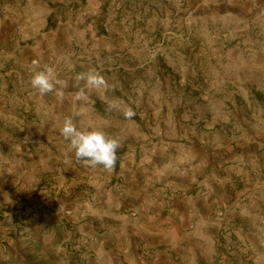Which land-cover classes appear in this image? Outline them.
<instances>
[{
  "label": "rangeland",
  "instance_id": "374dc122",
  "mask_svg": "<svg viewBox=\"0 0 264 264\" xmlns=\"http://www.w3.org/2000/svg\"><path fill=\"white\" fill-rule=\"evenodd\" d=\"M259 1L0 0V102L13 98L25 102L23 95L29 93L33 107L29 114L34 117L37 108L57 111L53 104L63 105V98L69 107L66 117L77 128L101 127L107 137L118 141V150L156 148L162 170L169 157L181 163L177 156L183 149L198 147L201 137L202 145L208 144L214 155L212 173L207 169L200 180L218 174L223 179L224 166L217 167V162L227 155L231 160L226 164L228 202H219L212 216L221 228L211 264H232L229 258L237 264H264V90L254 94L261 117H248L251 112L241 110L242 97L230 91L235 100L221 131V125H213L215 114L207 116L208 121L201 116L193 122L196 104L217 98L218 90L225 89L220 85L225 77L218 75L215 80V73L224 72L226 58L235 59L242 50L252 53L251 43L257 41L264 50V5ZM45 66L55 70L62 97L55 91L41 95L30 86L33 71ZM89 69L102 75L106 87L85 88L87 99L76 100L75 94L84 88L76 76ZM167 102H175L176 108ZM129 108L135 115L125 119L123 113ZM124 126H133V134L115 137L112 130L119 133ZM28 131L6 141L12 146L23 143L22 153L0 151V243L11 237L5 225L11 223L13 213L45 210L56 197L84 210L85 203L97 201L98 191L111 185L98 169L76 159L58 128L47 129L40 138L46 147L33 138L34 131L28 133L32 140L24 141L22 133ZM168 132L174 133L173 138ZM29 141L31 146L25 144ZM166 149L172 154L167 158ZM190 165L180 169L192 176ZM112 174L118 187L125 185L124 170ZM180 258L177 262L186 264V257Z\"/></svg>",
  "mask_w": 264,
  "mask_h": 264
},
{
  "label": "crops",
  "instance_id": "0c3cea01",
  "mask_svg": "<svg viewBox=\"0 0 264 264\" xmlns=\"http://www.w3.org/2000/svg\"><path fill=\"white\" fill-rule=\"evenodd\" d=\"M252 1L258 3V0ZM260 1L264 5V0ZM251 45L252 53L248 55L242 50L235 59L226 56L224 72L215 73V80L218 75L225 77L220 84L225 89L218 90L220 96L217 98L196 104L194 114L197 118L193 122L200 120L201 116L208 121L207 116L215 114L217 120L213 125H221V131L230 120L226 111L235 100L234 95L228 94L230 91L242 97L241 110L251 112L248 117H261L262 109L255 106L254 94L264 90V50L258 41ZM214 91L217 93V89ZM23 97L25 102L20 98L0 102V151L5 154L19 153V147L23 145L19 141L18 145L12 146L6 143L7 139L14 141V136L25 130L34 131L36 136L33 138L43 139L47 129L62 126L69 110L63 101L65 99L61 98L63 105L56 107L53 104L57 111L46 112L37 108L32 117L29 112L33 107L28 103L30 94ZM169 104L172 109L176 108L175 102H167ZM245 121L248 120L245 118ZM98 127L95 125L94 129L101 130ZM80 128L85 127L82 125ZM132 128L124 126L119 133L112 132L117 138L125 137L133 134ZM193 130L196 131V127ZM30 131L22 133L24 141L32 140L28 136ZM137 132L140 133L139 127ZM167 134L170 138L174 136V133ZM195 136L199 135L195 133ZM220 137L215 140L218 146ZM41 139L38 141L46 147L48 144ZM204 142L199 137L198 147L189 151L188 148L183 149L184 153L177 156L181 163L169 157L163 170L160 166L162 156H158L156 148L141 145L132 146L129 150L120 149L124 152L116 157L111 171H105L102 166L95 167L111 185L98 191L97 201L90 205L85 203L84 210L78 208L79 204L68 205L56 197L55 203L45 210L36 208L13 213L15 215L9 219L11 223L5 225L11 237L2 238L0 243V264H179L177 260L180 257V261L186 257V264H211L214 251L220 246L216 237L221 228L212 216L219 202L224 205L228 202L230 185L226 164L231 160L226 154L217 162V167L222 169L224 166L226 175L223 179H218L222 176L220 174L217 177L212 174V179L200 180L201 173H206L207 169L209 173L213 171L214 154L208 144L202 145ZM25 144L31 146L32 142ZM166 150L168 153L165 151L164 157L167 158L172 154ZM189 163L192 176L188 175L189 170L184 169L183 172L180 169ZM174 166L177 168H172ZM119 169L126 172L125 185L120 187L110 178ZM229 259L232 264H237V261Z\"/></svg>",
  "mask_w": 264,
  "mask_h": 264
},
{
  "label": "clouds",
  "instance_id": "9594fccd",
  "mask_svg": "<svg viewBox=\"0 0 264 264\" xmlns=\"http://www.w3.org/2000/svg\"><path fill=\"white\" fill-rule=\"evenodd\" d=\"M76 80L84 82V88L75 94L76 100L87 99L85 88L99 90L106 87L104 78L95 69L79 73ZM57 83L59 81L56 79L55 70L50 66L33 71L29 80L30 86L39 94L44 95L55 91L57 96L62 97L64 93L57 89ZM123 115L125 119H131L135 113L129 108L124 111ZM59 131L61 136L68 141L69 149L77 160L90 167L102 166L105 171L113 169L119 148L117 140L107 137L103 131L98 129H79L71 117H65Z\"/></svg>",
  "mask_w": 264,
  "mask_h": 264
},
{
  "label": "trees",
  "instance_id": "16d2710c",
  "mask_svg": "<svg viewBox=\"0 0 264 264\" xmlns=\"http://www.w3.org/2000/svg\"><path fill=\"white\" fill-rule=\"evenodd\" d=\"M50 24H51V17H50V19L48 20V25H50ZM123 152H124V150H118V151L116 152V157L119 156V155H121Z\"/></svg>",
  "mask_w": 264,
  "mask_h": 264
},
{
  "label": "built area",
  "instance_id": "2783aa9c",
  "mask_svg": "<svg viewBox=\"0 0 264 264\" xmlns=\"http://www.w3.org/2000/svg\"><path fill=\"white\" fill-rule=\"evenodd\" d=\"M67 214H70V212L68 211Z\"/></svg>",
  "mask_w": 264,
  "mask_h": 264
}]
</instances>
